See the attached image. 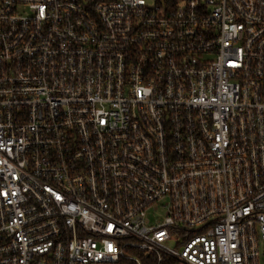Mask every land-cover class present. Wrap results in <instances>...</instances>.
<instances>
[{"label": "built area", "instance_id": "1", "mask_svg": "<svg viewBox=\"0 0 264 264\" xmlns=\"http://www.w3.org/2000/svg\"><path fill=\"white\" fill-rule=\"evenodd\" d=\"M0 264H264V0H0Z\"/></svg>", "mask_w": 264, "mask_h": 264}, {"label": "rangeland", "instance_id": "2", "mask_svg": "<svg viewBox=\"0 0 264 264\" xmlns=\"http://www.w3.org/2000/svg\"><path fill=\"white\" fill-rule=\"evenodd\" d=\"M169 246H172V245H169Z\"/></svg>", "mask_w": 264, "mask_h": 264}]
</instances>
